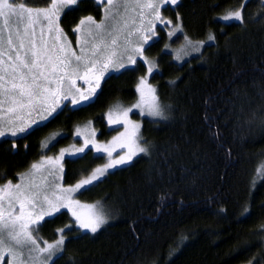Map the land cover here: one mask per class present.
<instances>
[{
  "label": "trees",
  "instance_id": "obj_1",
  "mask_svg": "<svg viewBox=\"0 0 264 264\" xmlns=\"http://www.w3.org/2000/svg\"><path fill=\"white\" fill-rule=\"evenodd\" d=\"M241 4L242 24L219 18ZM103 8L78 0L62 13L60 27L75 38L80 19H101ZM172 8L164 12L172 25L181 22L189 39L206 42L200 52L176 62L171 51L177 47L167 48L159 35L144 48L147 63L108 74L91 102L55 111L16 140H0L2 184L42 156V141L52 132L67 133L66 140L77 125L93 121L107 138L117 130L108 128L107 113L114 105L134 104L139 78L149 63L154 66L148 80L166 119L141 117L148 153L82 193L105 205L111 218L106 225L94 234L81 231L68 211L39 225L50 240L58 229L68 236L51 264H264V231L258 230L264 224V177L258 171L264 163V0H179ZM103 161L89 151L67 158L65 182Z\"/></svg>",
  "mask_w": 264,
  "mask_h": 264
},
{
  "label": "snow or ice",
  "instance_id": "obj_2",
  "mask_svg": "<svg viewBox=\"0 0 264 264\" xmlns=\"http://www.w3.org/2000/svg\"><path fill=\"white\" fill-rule=\"evenodd\" d=\"M95 2L104 7V15L100 22H96L94 17L85 16L80 19L79 24L73 28V33L77 35V48H72L71 41L67 40L66 34L59 26L61 13L71 6L77 5L78 0H49V7L33 9L27 7L25 3H16L15 0H0V18H3L5 26L9 20L13 19L16 24H23L22 31L17 28L15 32V40L13 34L9 33L6 40L0 35V137L6 135V131L12 136L18 133H24L32 124L42 123L51 116L52 113L60 106L59 103H53L49 108L44 109L48 112L47 116L41 115L40 121L33 120L31 123H25L19 115L25 110L31 115L32 111L40 112L43 104L47 102L49 97L54 101L57 98L69 101L72 105L80 104L82 101H89L96 94L97 88L100 87V81L104 78V74L108 71H119L125 68L123 62H119L113 57L115 53L106 54L109 44L105 43L107 36H111V45L117 44L119 30L116 27L118 23L114 17L119 15V11L113 13V7H123L125 10L129 7V0H124L117 5L116 0H95ZM136 6L151 10L154 20L162 26L172 25V20L162 18L160 7L164 5L175 6L179 0H134ZM143 13H141L142 15ZM224 21H238L243 23V4L240 9L229 11L226 15L219 17ZM109 19L113 20L111 25H107ZM179 19V16H177ZM150 23V27L146 30L147 35L143 32L139 37L140 47L132 48L131 51L138 55L141 61L147 63V58L143 55V45H147L155 33V24ZM39 29V46L37 45L36 26ZM124 27H127L126 21ZM111 28V31H109ZM45 29L49 34L55 33V39L51 45L44 40ZM182 32V26L177 24L172 32ZM115 33V34H114ZM130 35V34H129ZM63 38V43L61 39ZM185 46H191L195 52H200L205 41L193 42L186 35ZM215 37L209 33L208 41L214 42ZM6 44L7 50H4ZM55 50V51H54ZM127 51V49H126ZM183 48L181 52H183ZM189 53L184 52V55ZM135 55L127 57L128 65L136 64ZM176 59H182L180 52H177ZM99 65L100 74L95 75V70ZM154 70L152 64H148L147 74L151 75ZM82 80L86 84H95V87H89L84 94L81 89L76 88V80ZM67 84V89H65ZM54 85V87H53ZM73 89L79 93V99L73 94ZM137 91L140 99L131 107L124 108L117 104L115 108L117 116L113 118V111L107 113V123L109 127L122 125L124 131L119 132L118 136L113 137L108 144L99 143L95 139L87 138L83 141V146L76 148L75 151L61 149L55 157L47 156L46 162L58 166L59 172H63L62 161L67 154L68 156H77L84 153L85 149L94 151L98 154V158H108L103 168H96L87 178L79 180L74 186L61 189L64 193H74L81 189H88V186L100 181L109 169L116 168L120 165H129L134 157L141 154H147L148 148L141 144L143 137L139 136L140 124L129 119V113L134 109L138 110L139 115L151 117L165 118L164 107L156 97V90L147 83V77L139 78ZM147 92V95H146ZM6 116H14L16 120L5 119ZM76 135L80 136L79 128ZM95 136V131L92 133ZM119 142V148L122 151L115 160L112 159L115 145ZM91 146V147H90ZM15 147V145H13ZM32 169H37L40 165L33 164ZM260 175L264 177V164L258 170ZM49 175L56 176L54 171H49ZM20 176V179H23ZM62 179V175L59 177ZM15 188V193H9V189ZM39 187V186H36ZM53 198L48 195H41L40 192L32 193L29 189L21 190L19 184L12 185L11 181L0 187V264H4V256L9 257V264H14L23 253H17L16 248H27L28 259H33L32 253L44 254V261L47 264L57 253L64 251L65 236L59 235L54 243L41 241L46 246L40 247L37 239L33 237V231L37 230L40 222L47 217H53L59 213L61 209H68L74 217L73 223L78 226L79 230H88L96 233L104 224L107 223L106 218L101 213L92 212L86 218L79 214L72 205L81 207L94 208L93 205H80L79 201H73L69 196L56 194V189H60L59 184L52 185ZM38 197H40L38 199ZM7 198L8 210H5L4 201ZM18 206V207H17ZM28 209H39L33 218V212ZM248 209H245V213ZM27 221V222H26ZM66 227L71 228V225ZM258 230L264 231V224L258 226ZM64 229H58V233H63ZM20 264L23 261L20 260Z\"/></svg>",
  "mask_w": 264,
  "mask_h": 264
},
{
  "label": "rangeland",
  "instance_id": "obj_3",
  "mask_svg": "<svg viewBox=\"0 0 264 264\" xmlns=\"http://www.w3.org/2000/svg\"><path fill=\"white\" fill-rule=\"evenodd\" d=\"M15 2L16 3H25L22 0H15ZM123 2H124V0H116L117 5H120ZM26 6L27 7H31L33 9L49 7V5L46 6V7H33V6H30V5H27V4H26ZM172 7H174V6L164 5V6L160 7V14H161L162 18H164L166 20H169L167 18V15H165L164 12H165V8H168L169 10H171V9H174ZM117 11H119V15H116L114 17V19L118 22L116 24V27H117L118 30L120 28H123V31L119 33V38L117 40V44L116 45H114V46L111 45V43H110L111 42V38H112L111 36H107L106 37L105 43L109 44V49H108L106 54H111V53L114 52L115 56L113 58L116 59L119 62H123L126 65L125 68H121L119 71H121L123 69H126V68L134 67L135 65H139V63H141V62L144 63L143 61H141V59H140V57L138 55H135L131 51V49L141 46L140 43H139V37H140L142 32L145 35L148 34L146 30L150 27V23H149L150 21H151V23L155 24V33L156 34L154 36H152V39L149 40L148 44L151 43L152 40L158 39L159 38L158 36L161 35L162 37L165 38L167 48L168 47H173V48L177 47V48L174 49V51H171L172 52L171 56H172V59L174 61L179 62V63H180L181 59L180 60L176 59L177 52H180V54L182 56V59L187 58L189 55H191L194 52L192 50L191 46H187V47L185 46V39H184L185 34L183 33V31L182 32L177 31L173 35H168L169 32H172L174 30V28H175V26L177 24L181 25V22L174 23L175 25H172V26H170V25H168L166 27L162 26V25H160L158 22H156L154 20L153 16L151 15V10L146 9V8L142 9V8L136 6L135 3H134V0H129V7L127 8V10H125L123 7H120L119 9H117V7H113L112 12L115 13ZM141 13H143V14L141 15ZM61 15H62V13H61ZM61 15H60V18H61ZM103 15H104V8H103ZM103 15H102V18H103ZM102 18L101 19H95V20H96V22H100L102 20ZM125 21L127 23V27H124V22ZM222 21H224V20H222ZM58 23H59V26H60V19H59ZM106 23H107V25H111L113 23V20L109 19ZM17 28H19L22 31L23 24H19L18 25V24H16L14 22L13 19H10L8 25L5 26L4 23H3V18H0V35H2L5 40L7 38V35L9 33H12L13 34V40H14V43H15L16 42V40H15V32H16ZM39 29H40V25H37L36 26V31H37L36 40H37V45L38 46H39ZM109 31H111V28H109ZM66 37H67V40L71 41L72 48H74V49L77 48V35L75 36V38H71V37H69L66 34ZM54 39H55V33L49 34L47 32V29H45L44 40L47 41V43L49 45H51L53 43ZM60 42L63 43V38L61 39ZM204 44H206V42ZM145 46L146 45H143V55L144 56H145V49H144ZM182 48L184 50L183 52H181ZM126 49H127V51H126ZM4 50L5 51L7 50L6 44L4 45ZM184 52H187L189 54L188 55H184ZM129 55H135L136 64L128 65L127 57ZM119 71H108V72H106L104 74V78L110 73H115V72H119ZM95 74H97V75L100 74L99 65H97V68L95 70ZM142 76H146L147 77V83L149 85H151L152 87H154L151 84V82L148 80V76L149 75L147 73H144V75H142ZM80 81L81 80H79V79L76 80L75 87L82 90V89H84V86H83V84H80ZM53 87H54V85H53ZM64 87H65V89H67V84H65ZM73 94L76 95V96H79V93H76L75 89H73ZM155 94H156V97L158 98L157 91H156ZM138 95H139V97H138V99L136 100L135 103H137L139 101V99H140L139 92H138ZM146 95H147V92H146ZM54 102L55 103H59V105H60L56 109V111L57 110L64 111L65 109L67 110L68 107H70L71 109L75 107L69 101L63 100L62 98H57L54 101L51 97H49L47 102H45L43 104V106H42V108H41L39 113H37L36 111H32L31 115H29L28 111L25 110L24 112L20 113L19 115L23 118V120H24V122L26 124L27 123H31L33 120L40 121V116L41 115H44V116L48 115V112L44 111V109L49 108V106L52 105ZM119 105H121L124 108H127V107H131L133 104L131 106H127V105L125 106V105H122V104H119ZM115 106L116 105H114L110 109V110L113 111V118L114 119L116 118L117 111H118L115 108ZM164 112H165V117H166L167 114H166V109L165 108H164ZM55 113L56 112L52 113L51 116H48V119L46 121H43L42 123L32 124V127L29 128L27 131H31L35 127L46 123L53 116V114H55ZM135 114L139 115L138 110H136V109H134L133 112L129 113V119L131 121H134V122H137V123L140 124L141 127H140V130H139V136H141V128H142L141 117H145L146 116V117H149V118H152V119H165V118H161V117L148 116L146 114V112H145V115H143V116L139 115L140 118H136ZM0 115H3V113H0ZM5 119H13V120H16V123H19V120H17L16 117H14V116H6ZM106 120H107V115H106ZM77 128H79L80 131H81V135L80 136L76 135ZM108 128H110V129L117 128V130L112 135L108 136L107 138L101 137L99 135L100 131H99V129L96 128V126L94 125L93 121L85 123V124L77 125L73 129V131L68 135L69 138L66 139V140H65V138L67 137V133L57 132V131L50 133L48 135V137H46V139L42 141V145H41V149L43 151L42 156L39 159H37L36 161H34L26 171H24L21 174H19L18 178L15 181H13V180H8V181H11L12 185L19 184L21 186V190L29 189V191L32 192V193L40 192L41 195H48V197L50 199L53 198L52 185L59 184L60 185V189H56L55 190L57 195L69 196L73 201H79L80 205H85V206L86 205H93V206H95L94 208H88V207H81V206L73 204L72 207L79 214H81L83 217L86 218L92 212L101 213L106 218L107 223H108L111 220V218H110V216L108 214L109 212L107 213V211L105 210V205L102 204L101 202H91L89 200L84 199L82 197V193L84 192L85 189H81L80 191H77V192H74V193H64V192L61 191V189L67 188L69 186H74L76 183L79 182V180L87 178L88 176L91 175L92 171H94L96 168H103V166L106 163H108V158L105 157L102 164L93 167V169H92V171L90 173H88L87 175L82 176L80 179L76 180L74 183L65 182V180H66L65 179V171H66L65 170L66 169L65 160L67 158H76L78 156L84 155L88 151L91 153L92 156H96V155H98L96 152L90 151L88 149H85L84 153H80L77 156H68L66 154L64 159H63V161H62V164H63V172L62 173L59 172L58 166L51 165V164L47 163L46 160H45V158L47 156H53V157L57 156L61 149H68L69 151H75L76 148H79V147L83 146V141H84L85 138H87L89 140L95 139L99 143L108 144L109 142L112 141L113 137L118 136L119 132L124 131V127L122 125H117V126H112V127L108 126ZM93 131H95V136L94 137L92 135ZM18 134H20V133H18ZM10 136L12 137V135L6 131V135L4 137H0V140L5 138V137H10ZM141 144L144 145V143L142 141H141ZM112 146L116 148V151L113 152V154H112V159L113 160H115L117 158L118 154H120L122 151H126V150H121L119 148V142H117L115 145H112ZM134 159H136V157L133 158L132 162L134 161ZM33 164L40 165V167L37 168V169H32L31 166ZM121 166H125V165H120V166H117L116 168L121 167ZM260 167H259V169H260ZM116 168L109 169L107 173L111 172L112 170H114ZM49 171H54L56 173V176L54 177L53 175H49ZM107 173L105 174V176L107 175ZM61 175H62V179L59 178ZM20 176H23L24 178L20 179ZM8 181L3 182L0 185V187H2L3 185L7 184ZM36 186H39V187H36ZM89 187L90 186H88V188ZM15 192H16V189L14 187L9 189V193H15ZM39 198L40 197H38V199ZM4 207H5V210L7 211L8 210L7 198H5ZM28 210L33 212V218H35L36 212L39 211V209H28ZM61 211H68L69 212L68 209H61ZM70 215H71V213H70ZM47 218H50V217L46 216L44 218V220L47 219ZM71 218L74 220V217L72 215H71ZM44 220L40 222V225L44 222ZM106 224H104V225H106ZM81 231L89 232L88 230H81ZM61 234L62 233H59V235H61ZM62 235H64V234H62ZM64 236L67 239L68 236L67 235H64ZM33 237L35 239H37V242H38L40 247H45L46 246L41 241H47L48 243H54L55 240L59 238V236H58L56 239L50 240L47 237H43L41 235V233L38 231V229L33 231ZM66 239H65V241H66ZM15 251L17 253H21V252L23 253V255L20 257V260L23 261V264H45L44 254H38L36 252H33L32 253L33 259H28V252H27V248L26 247L24 249L16 248ZM60 253H62V252H60ZM60 253H57V255L53 256L52 259L47 262V264H51L52 261L55 259V257L58 256ZM20 260H17L16 262H14V264H20ZM4 264H9V257L7 255L4 256Z\"/></svg>",
  "mask_w": 264,
  "mask_h": 264
},
{
  "label": "flooded vegetation",
  "instance_id": "obj_4",
  "mask_svg": "<svg viewBox=\"0 0 264 264\" xmlns=\"http://www.w3.org/2000/svg\"><path fill=\"white\" fill-rule=\"evenodd\" d=\"M95 75H97V74H95ZM104 80V79H103ZM103 80H101L100 81V87H101V84L103 83ZM80 84H83V86H84V89H82L81 91L84 93V94H88V92H87V90H88V88L89 87H95V84L94 83H92L91 85H89V84H86L84 81H80ZM100 87L99 88H97V90H96V94L98 93V91H99V89H100ZM96 94H95V96H96ZM95 96H93V98L95 97ZM93 98H91L89 101H82V103H89V102H91L92 100H93ZM79 99V98H78ZM29 131H27V132H25V133H20V134H18L17 136H10V137H8V138H12L13 140L15 139H17L19 136H21V135H24V134H26V133H28ZM16 144V143H15ZM26 171V170H25ZM1 185V184H0Z\"/></svg>",
  "mask_w": 264,
  "mask_h": 264
},
{
  "label": "bare ground",
  "instance_id": "obj_5",
  "mask_svg": "<svg viewBox=\"0 0 264 264\" xmlns=\"http://www.w3.org/2000/svg\"><path fill=\"white\" fill-rule=\"evenodd\" d=\"M86 14V13H85ZM88 14V13H87ZM82 19V18H81Z\"/></svg>",
  "mask_w": 264,
  "mask_h": 264
}]
</instances>
